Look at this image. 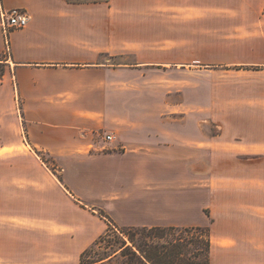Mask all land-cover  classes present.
Returning a JSON list of instances; mask_svg holds the SVG:
<instances>
[{
  "label": "crops",
  "instance_id": "1",
  "mask_svg": "<svg viewBox=\"0 0 264 264\" xmlns=\"http://www.w3.org/2000/svg\"><path fill=\"white\" fill-rule=\"evenodd\" d=\"M1 2L27 11L30 22L12 33L8 55L0 17V153L24 146L50 154L62 180L40 160L53 185L39 184L31 197L36 209L3 216L9 221L0 226V264H81L109 228L101 211L119 228L207 226L210 264H264V6L223 42L224 60L202 66L220 78L210 85L199 155L194 114L109 111L117 97L101 91L118 83L99 78L125 70L112 61L129 46L127 39L119 46L111 28L117 9ZM108 135L115 140L105 141ZM199 191L203 222L177 218L192 211Z\"/></svg>",
  "mask_w": 264,
  "mask_h": 264
},
{
  "label": "rangeland",
  "instance_id": "2",
  "mask_svg": "<svg viewBox=\"0 0 264 264\" xmlns=\"http://www.w3.org/2000/svg\"><path fill=\"white\" fill-rule=\"evenodd\" d=\"M68 1L104 2L117 9L118 23L111 28L118 36L119 46H126L127 43L129 46L127 55L112 61L125 65V70L120 71L116 78H99L103 82L118 83V89L101 91L107 96L114 94L117 97L116 105L109 111L134 117L154 113L169 116L194 114L198 120L201 155L202 143L206 140L207 108L211 102L210 85L220 78L218 73L213 74L202 66L225 59L223 42L240 34L234 31L237 26L248 20L254 23L260 17L264 0ZM125 39L127 43L123 41ZM142 63L157 65L130 69L135 67L129 65ZM203 158L200 156L199 162ZM40 160L56 178L62 180L61 171H55L58 160L50 154H34L24 146L9 153H0V226L9 221V218L3 217L5 215L28 213L36 209L37 201L32 202L31 197L41 192L39 184L46 187L53 185L52 175L44 172ZM198 174L200 181L204 176L201 168ZM202 195L199 191L192 211L176 217L180 220L186 218L193 224L203 222L207 210ZM207 229L203 225L178 227L161 238V244L182 239L188 249L185 252L189 251V254L181 258L189 259L188 264H203ZM116 240L117 235L111 233L107 241L115 244ZM105 249L103 247L98 253L105 254Z\"/></svg>",
  "mask_w": 264,
  "mask_h": 264
},
{
  "label": "trees",
  "instance_id": "3",
  "mask_svg": "<svg viewBox=\"0 0 264 264\" xmlns=\"http://www.w3.org/2000/svg\"><path fill=\"white\" fill-rule=\"evenodd\" d=\"M100 214L110 221L109 228L90 248L82 253L81 264H188L189 259L181 258L184 257V254H189V251L185 252L187 247L183 245L184 240L179 239L171 243L167 241L166 244H161V238L163 239L168 232H174L178 228H119L103 212ZM111 233L117 235L115 244L107 241L111 237ZM103 247L106 248L105 254L98 253V250ZM210 249L211 242L209 229H207L203 264H210Z\"/></svg>",
  "mask_w": 264,
  "mask_h": 264
},
{
  "label": "built area",
  "instance_id": "4",
  "mask_svg": "<svg viewBox=\"0 0 264 264\" xmlns=\"http://www.w3.org/2000/svg\"><path fill=\"white\" fill-rule=\"evenodd\" d=\"M1 29L7 54L10 53L11 35L13 32L25 29L30 22V16L23 9L6 10L0 0ZM115 138L112 135L105 137V141L112 142Z\"/></svg>",
  "mask_w": 264,
  "mask_h": 264
}]
</instances>
